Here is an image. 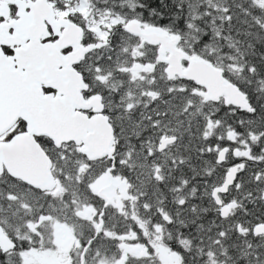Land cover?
<instances>
[{
    "label": "snow or ice",
    "instance_id": "1",
    "mask_svg": "<svg viewBox=\"0 0 264 264\" xmlns=\"http://www.w3.org/2000/svg\"><path fill=\"white\" fill-rule=\"evenodd\" d=\"M0 264H264V0H0Z\"/></svg>",
    "mask_w": 264,
    "mask_h": 264
}]
</instances>
